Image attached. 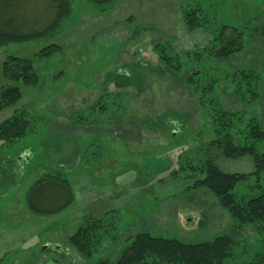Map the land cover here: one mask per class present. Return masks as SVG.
I'll return each instance as SVG.
<instances>
[{"label": "rangeland", "instance_id": "374dc122", "mask_svg": "<svg viewBox=\"0 0 264 264\" xmlns=\"http://www.w3.org/2000/svg\"><path fill=\"white\" fill-rule=\"evenodd\" d=\"M195 4L214 24L241 31L242 48L225 60L204 51L216 42L212 34L189 30L182 19V8ZM9 11L23 32L42 29L54 12L49 0H16ZM262 24L264 0H115L108 5L71 0L69 16L52 33L0 46V89L14 84L21 91L16 104L0 111V122L15 109L38 119L37 131L9 146L8 153L0 140V264L114 261L140 231L184 242L225 233L236 241L231 264H264V223L239 226L198 185L202 174L190 167L214 132L186 82L188 75L209 72L218 79L223 109H244L245 120L254 114L264 131V38L255 29ZM232 34L227 30L224 39ZM157 41L168 42L178 56L183 65L177 72L159 62ZM53 43L60 51L36 56ZM7 56L30 59L38 84L5 79L1 69ZM240 69L257 74L259 96L246 104L230 91L228 76ZM258 151L264 153V141ZM3 156L26 162L15 172L13 159ZM214 159L226 172L255 168L250 156ZM44 174L64 177L73 200L56 214L32 215L25 195ZM261 188L264 176L250 175L233 192L239 199ZM88 214L113 222L114 228L84 259L67 237Z\"/></svg>", "mask_w": 264, "mask_h": 264}, {"label": "trees", "instance_id": "16d2710c", "mask_svg": "<svg viewBox=\"0 0 264 264\" xmlns=\"http://www.w3.org/2000/svg\"><path fill=\"white\" fill-rule=\"evenodd\" d=\"M53 6L51 20L40 30L23 32L16 26V14L9 11L16 0H3L0 5V46L37 38L52 33L71 12V0H49ZM95 4H110L115 0H88ZM182 19L187 29L202 28L212 34V48L204 49L221 60L231 57L241 47L242 32L226 24H214L212 18L203 14L199 4L182 8ZM264 38V24L255 27ZM227 30L234 32L232 37L224 39ZM61 47L55 43L38 50L37 57H47ZM154 52L159 62L169 71L177 72L181 64L178 56L171 53L168 42H155ZM202 53V52H201ZM194 54L202 58V54ZM189 59L190 56L186 55ZM208 57V56H207ZM2 75L12 82L21 81L28 86L39 82L30 59L7 56L2 63ZM231 93L243 103L258 98L257 74L245 69L233 70L228 76ZM186 82L197 96V103L212 123L214 136L208 141L206 151L191 168L198 169L202 177L198 185L210 191L220 205L241 223H264V189L250 197L236 198L235 186L250 175L258 179L264 176V153L258 151V144L264 141V131L260 128L257 117L252 114L244 119L241 111H226L218 96V79L202 69L196 75H188ZM21 98L18 85L7 84L0 89V111L16 104ZM99 102V101H98ZM38 119L24 109H15L9 117L0 122V140L9 151V146L33 135L37 129ZM30 146V145H29ZM31 149V148H30ZM223 155L230 158L250 156L254 162V170L250 173L222 171L214 157ZM11 156V155H9ZM73 200V193L64 177L58 174H44L33 181L25 195V206L32 215L48 216L56 214L68 207ZM113 222L91 214L85 216L74 232L67 237L71 247L84 259L89 258L97 250L102 240L107 238L108 231L113 229ZM235 240L228 234H219L212 239L198 242H184L175 238L156 236L147 231L133 235L114 261L98 259L94 264H147L155 261L169 264H231L234 258ZM2 259V258H0ZM57 260H51L57 263ZM230 261V262H229ZM250 264H261L253 261Z\"/></svg>", "mask_w": 264, "mask_h": 264}, {"label": "crops", "instance_id": "0c3cea01", "mask_svg": "<svg viewBox=\"0 0 264 264\" xmlns=\"http://www.w3.org/2000/svg\"><path fill=\"white\" fill-rule=\"evenodd\" d=\"M3 157H4V159H7V160L8 159H13V161L11 160L12 161L11 162V166H12V170L14 169L13 171H15V172L19 169V165H20V167H22L24 162H26L25 160L18 162L17 159H15L16 157L15 158H13V157L12 158H8V156H3Z\"/></svg>", "mask_w": 264, "mask_h": 264}]
</instances>
